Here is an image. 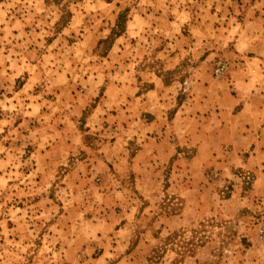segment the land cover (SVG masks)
<instances>
[{
	"label": "rangeland",
	"instance_id": "1",
	"mask_svg": "<svg viewBox=\"0 0 264 264\" xmlns=\"http://www.w3.org/2000/svg\"><path fill=\"white\" fill-rule=\"evenodd\" d=\"M248 58L264 0H0V264H264L261 169L186 165Z\"/></svg>",
	"mask_w": 264,
	"mask_h": 264
},
{
	"label": "crops",
	"instance_id": "2",
	"mask_svg": "<svg viewBox=\"0 0 264 264\" xmlns=\"http://www.w3.org/2000/svg\"><path fill=\"white\" fill-rule=\"evenodd\" d=\"M131 24L132 21H129L128 29L125 31V36L126 33L129 32L128 30L131 28ZM251 59L252 58H248L249 61L246 65H243L242 67H239L238 70L234 71L233 81H231V84L227 85V89H222L217 92L218 97L215 98V107L216 109H219V111H216L217 117L219 116V119H217L225 120L230 118V125L225 123L220 126L218 132L215 133L211 131L206 133V131H204V135L202 133H198L196 136H190L192 141H196L194 145L195 151L190 158L186 159V165L191 166V168H196V171L192 173L191 177L188 176V178L191 179V187L193 189L200 187L198 192L204 187L200 186L204 179L203 171L215 163L214 155L223 152L231 146L233 147L235 153L238 151L248 153V156L244 159L243 163H236L237 167L243 165L244 168L252 171L256 170V168H260V173L264 180V158L258 160V157L256 156L260 153H264V148L259 147L261 146L259 141V137H261V135L258 136L251 132L253 127L252 125H248L249 122H247V124H242L243 122H240L241 125H236L239 120H248L251 122L252 120H255V115L264 113V107L259 108L255 106V102L259 100L264 103V88H260L262 85H260L261 82L258 81L262 79L261 76L263 73H261L262 70H258L255 66H253L250 62ZM202 89L205 106H209V103L211 104L212 101L210 100V95L207 91H211V88L205 85ZM231 91H234L235 93H232ZM201 95L202 94L199 93L198 96ZM208 110H211L210 107H208ZM227 130L237 132L235 134H229ZM217 140L219 144H215V141ZM189 147L190 146H186V149ZM165 152H169L167 155L169 158H172L174 154H184V152L179 151ZM142 153V151H139L138 155H141ZM157 153H162V149L160 147H157ZM135 162V164H138L137 161ZM258 180V177H255L254 183H257ZM138 181L139 183L141 182L139 179ZM190 194L192 196L194 194V190H191ZM183 216V214L166 215L170 223V228L174 229L175 224L182 222L180 219Z\"/></svg>",
	"mask_w": 264,
	"mask_h": 264
},
{
	"label": "built area",
	"instance_id": "3",
	"mask_svg": "<svg viewBox=\"0 0 264 264\" xmlns=\"http://www.w3.org/2000/svg\"><path fill=\"white\" fill-rule=\"evenodd\" d=\"M217 73H222L224 71V66L220 65L217 67V69L215 70Z\"/></svg>",
	"mask_w": 264,
	"mask_h": 264
}]
</instances>
